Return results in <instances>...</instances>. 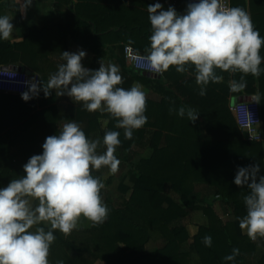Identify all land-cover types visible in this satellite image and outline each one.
<instances>
[{
    "label": "trees",
    "instance_id": "16d2710c",
    "mask_svg": "<svg viewBox=\"0 0 264 264\" xmlns=\"http://www.w3.org/2000/svg\"><path fill=\"white\" fill-rule=\"evenodd\" d=\"M111 2L118 4V0ZM70 4L72 0H57L56 8ZM231 4L244 9L254 28L264 37V0H231ZM84 11L77 5L75 12L68 10L65 25L63 21L47 23L41 29L31 28L22 42H0V66L38 67L39 71L43 58L63 59L62 52L67 51L70 37L96 56H103L105 44H100V38L108 37L110 28L120 22L115 31L121 53L116 58L122 76L118 87L130 89L139 83L157 98L146 97L147 122L133 131L131 139H126L124 130L116 128L117 121L110 114L88 112L82 102L59 106L60 97L53 90L45 97L42 85L47 84L48 76L44 73L40 75L41 90L29 101H24L22 95L0 93V188L24 176V165L33 155L42 154L46 138L57 135L66 123H77L90 140L96 136L102 141L107 131L120 133L121 143L117 149L122 155L117 158L119 168L126 167L131 173L132 194L120 205L113 204L106 197V184L101 180L104 183L101 197L109 209L107 219L84 231L89 235L84 246L70 242L63 233L55 231L56 239L48 257L50 264L60 261L63 264H93L96 260L105 264H264V249L243 237L239 226L240 219L247 214L244 202V197L250 193L247 187L218 186L217 192L235 213L234 222H221L209 204L204 208L209 224L200 228L192 244L183 225V221L199 208V183L209 182L211 176L234 175V168L263 163L264 151L260 143L246 140L248 151L242 153L245 155L242 162L234 151L224 155L220 144L224 143L222 139L233 136L228 141H231L230 147L236 148L234 142L237 140L233 139L241 132L231 114V98L259 94L264 122V72L259 77L244 76L246 87L232 92L229 82L240 81L243 74L217 69L223 79L210 82L206 95L202 96L194 66L187 67L184 73L177 72L172 66L163 76L152 78L144 71L126 65L124 45L129 44L137 52L147 55L145 50L150 47L152 34L148 14L141 10L128 11L119 3L113 9L103 7V20L97 18L96 8L86 12L88 23L81 19L82 16L85 18ZM53 30L60 36L57 42L45 38ZM261 55L264 56V46ZM99 57L95 62L102 61ZM261 68L264 69V63ZM98 69L95 64L91 68ZM181 107L195 110L198 118L210 121L213 131L222 133L223 137L213 140L199 136L196 123L177 114ZM145 149H152V156L137 158ZM254 150L261 156L255 162ZM41 226L47 230L48 226ZM205 236H211V247L205 246ZM154 237H160L163 246L147 252L146 245ZM233 249H238L239 254L234 260H226L225 257L233 254Z\"/></svg>",
    "mask_w": 264,
    "mask_h": 264
},
{
    "label": "clouds",
    "instance_id": "9594fccd",
    "mask_svg": "<svg viewBox=\"0 0 264 264\" xmlns=\"http://www.w3.org/2000/svg\"><path fill=\"white\" fill-rule=\"evenodd\" d=\"M31 2L26 0L25 5ZM147 11L152 34L143 59L155 73L163 74L172 66L184 73L194 66L203 96L210 82L223 79L217 69L243 74L240 81L229 82L232 92L246 87L244 76L259 77L264 72V37L244 9L227 7L223 0H198L189 3L183 14L171 6L165 10L161 3L149 5ZM11 21L0 15V40L12 37ZM86 55L83 50L62 52L65 62L42 85L45 97L55 90L58 96L66 93L82 102L88 112H107L116 119V128L131 139L133 131L147 122L142 86L118 87L122 83L118 66H106L102 60L98 70L87 69L82 65ZM40 90L41 85L32 82L22 99L29 101ZM177 114L193 123L199 116L184 107ZM119 136L118 131H107L102 141L90 140L77 123L69 122L57 135L46 138L42 154L33 155L24 165L25 175L0 188V264H50L55 231L71 234L82 217L93 225L105 222L109 209L101 197L104 183L92 173L101 169L111 175L118 173L120 160L115 152L121 143ZM259 172V164L239 167L234 178L237 186L250 190L244 197L247 214L239 226L253 241L264 238V175L258 178ZM41 225H47V230ZM203 242L211 247V236H205ZM238 254L233 249L225 259L234 260Z\"/></svg>",
    "mask_w": 264,
    "mask_h": 264
},
{
    "label": "crops",
    "instance_id": "0c3cea01",
    "mask_svg": "<svg viewBox=\"0 0 264 264\" xmlns=\"http://www.w3.org/2000/svg\"><path fill=\"white\" fill-rule=\"evenodd\" d=\"M112 0H72V4L65 5V8L57 9L56 4L57 0H32L30 5H25L26 0H0V15H7L12 21L14 25L13 29V35L12 37L5 41L0 40V42H11V43H18L22 42L25 38V36L29 33V30L31 28H39L41 29L45 24L47 23H56V21H63L64 25L67 23L66 15L68 10L70 9L71 12H75V8L77 5H79L80 11L85 10L84 17L81 19L85 22H88L89 20L87 18L88 15H86V12L92 11L94 8H96L97 14L99 13V19L103 20L102 17V11L103 7H106V9H113V6L119 5V3H122L128 11H135V10H141L145 14H148L147 7L149 5H154L155 3H161L165 10H167L168 7H174L178 13L183 14L186 11V0H118V4H113L115 2H111ZM117 1V0H115ZM128 20V19H127ZM128 22V21H127ZM90 23V21L88 22ZM118 24H114L110 28V30L107 32L108 37L101 36L100 38V44H105V47L103 48L104 55L100 56L103 58H112L116 59L120 53L118 49V38L115 35L116 28H118ZM106 34V35H107ZM105 35V34H104ZM59 34L56 30L50 31L47 35H45V38L53 39V42H57L59 39ZM126 46H131L129 44L124 45V48ZM134 48V47H133ZM83 50L87 53L86 57L82 60V65L90 69L92 66L96 64L95 58L99 57L90 52L85 47H82L78 45L71 37L68 39L67 42V51L70 53H77L78 51ZM124 55H125V49H124ZM99 57V58H100ZM52 57L43 58L39 65V71L38 67L37 69H31L27 66L25 67L26 73L31 76L32 74L40 75L42 73L46 74L48 76V80L52 74L49 73L48 69L49 67L54 70L53 74L58 71V66L65 61L63 59L60 60V62H54L51 60ZM101 59V60H102ZM100 68V67H99ZM32 73V74H30ZM55 93L56 91L53 90ZM245 96V95H244ZM259 102H260V96L253 95ZM59 106H73L76 104V102L73 100L71 104L62 103L63 100H67V94L65 93L62 96H59ZM69 97V96H68ZM243 97V96H241ZM239 98V97H238ZM237 98H231L230 99V110L232 107L233 101ZM100 112V111H98ZM105 114H108L107 112H104ZM232 116L234 115L231 111ZM197 128H198V135L201 137H208L211 139H215L217 137H223L222 133L220 132H214L213 126L210 121L203 118H198L195 121ZM263 132H264V122H263ZM233 137V136H232ZM232 137L229 136L228 138L222 139L223 145L220 144L221 152L224 155H228L229 153H232L233 151L236 152L240 158L241 162L244 160L243 157L245 155H242V153L246 154L248 149L246 148L245 142H247L241 132L237 135L236 138L233 140H237L236 145L237 147H230L229 139L232 140ZM243 144V145H242ZM263 146L264 151V142L260 143ZM244 146V148L241 147ZM135 148V147H134ZM216 150V145L213 147ZM253 154L255 155V158L253 161L258 159L260 156V153L258 150H254ZM143 157L150 158L153 154L152 149H145ZM254 161V162H255ZM260 166V175H264V159L263 163L259 165ZM239 168V167H238ZM238 168L235 169V173H237ZM229 172V171H228ZM232 173V172H231ZM235 173L233 175L228 173L221 174L220 176H211V179H209V182H201L199 183L198 191H199V198L200 200H197V205H199V208L194 210L190 217L185 219L183 221V225L186 228V231L189 235V243L192 244L194 242L195 237L199 234L201 227H207L209 224V220L207 215L204 212V208L208 206L209 204H212V208L214 213L217 215L219 220L223 222L224 224L232 223L235 221V213L233 212V209L231 206L221 197V195L217 192L218 186H227L228 184H231V186H234V188H239L241 186H237L234 183ZM231 182V183H229ZM246 187V186H244ZM241 234L243 237H245L251 244L257 245L258 248L264 249V238L258 237L255 241L251 240L246 233H244L241 230ZM163 240L160 237H154L151 239V241L146 245L147 252H154L157 249L161 248L163 246Z\"/></svg>",
    "mask_w": 264,
    "mask_h": 264
},
{
    "label": "built area",
    "instance_id": "2783aa9c",
    "mask_svg": "<svg viewBox=\"0 0 264 264\" xmlns=\"http://www.w3.org/2000/svg\"><path fill=\"white\" fill-rule=\"evenodd\" d=\"M192 2H198V0H186V8ZM223 3L227 7H232L231 0H223ZM144 56L146 54L137 52L131 46L125 47V57L131 63L132 67L156 76H163L164 73L157 74L151 70L149 63L143 59ZM3 66L8 67L7 69H1L2 66H0V93L22 95V93L29 91L32 82L40 84L39 75L32 74L29 76L19 66H16L17 69L15 70L11 69V65ZM231 111L236 118L238 128L245 140L256 143L264 142L262 109L257 99L237 103L231 107Z\"/></svg>",
    "mask_w": 264,
    "mask_h": 264
},
{
    "label": "rangeland",
    "instance_id": "374dc122",
    "mask_svg": "<svg viewBox=\"0 0 264 264\" xmlns=\"http://www.w3.org/2000/svg\"><path fill=\"white\" fill-rule=\"evenodd\" d=\"M51 60L59 63L61 58L52 57ZM102 60L106 66L109 64L117 65L120 71L121 68L116 59L114 60L112 58H103ZM96 64H97L96 67L101 66V62H96ZM126 65H128L129 67H132L131 63L127 59H126ZM48 69H51L49 70V73L53 74L54 70H52V68L50 67ZM136 84H139V83H136ZM141 86H142V90L146 94V97L157 98L156 95L152 91L150 92V90L145 88V86L143 85ZM72 102H73V99L71 97H68V95H67V100L62 101V103H67V104H71ZM96 139H99V138H97L96 136L92 138V140H96ZM144 154L145 153L141 151V156L137 158L143 157ZM115 155L118 157V156H121L122 154L118 151V149H116ZM93 174L97 175V177H99L102 181L105 182L106 197H108L113 204L120 205L123 201L127 200L132 194L133 183L131 182V173L128 171V168L126 167L119 168L118 173L115 175L109 174L107 169H101L99 171H95L93 172ZM109 179H110V183H107ZM92 225L93 224L90 221L82 217L80 219L77 229L73 230L71 234L69 235L63 234V236H65L67 240L75 243L78 246H81V245L84 246L89 237V235L85 234L86 232L84 231H88ZM93 264H105V263L101 260H96Z\"/></svg>",
    "mask_w": 264,
    "mask_h": 264
},
{
    "label": "water",
    "instance_id": "95a60500",
    "mask_svg": "<svg viewBox=\"0 0 264 264\" xmlns=\"http://www.w3.org/2000/svg\"><path fill=\"white\" fill-rule=\"evenodd\" d=\"M7 67L8 66H2V68L1 69H7ZM11 67V69L12 70H15V69H17V67L16 66H10ZM20 67V66H19ZM9 69V68H8ZM20 69L21 70H23V71H26L27 69L25 68V67H20ZM147 76H149V77H156V75H153V74H150V73H147V72H144ZM253 99H256L254 96H243V97H239V98H237V99H235L234 101H233V103H232V106L233 105H235V104H237V103H240V102H247V101H251V100H253Z\"/></svg>",
    "mask_w": 264,
    "mask_h": 264
}]
</instances>
